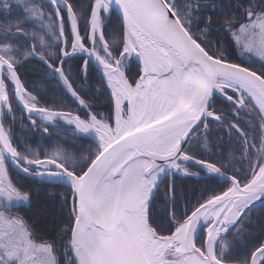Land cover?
<instances>
[{
	"label": "snow or ice",
	"instance_id": "6c2138e0",
	"mask_svg": "<svg viewBox=\"0 0 264 264\" xmlns=\"http://www.w3.org/2000/svg\"><path fill=\"white\" fill-rule=\"evenodd\" d=\"M0 12V264H264V0H0ZM70 61L82 81L98 67L108 112ZM34 62L76 110L30 88ZM18 112L35 147L19 142ZM177 175L224 187L178 215ZM45 185L65 191L42 202Z\"/></svg>",
	"mask_w": 264,
	"mask_h": 264
},
{
	"label": "trees",
	"instance_id": "16d2710c",
	"mask_svg": "<svg viewBox=\"0 0 264 264\" xmlns=\"http://www.w3.org/2000/svg\"><path fill=\"white\" fill-rule=\"evenodd\" d=\"M22 13V9L13 4V10L9 16L10 19L17 18L18 15ZM5 13L0 12V20H3L5 17ZM108 32L110 33V38L119 40L121 36L119 22L115 16L112 17L111 22L108 24ZM230 59L238 60L239 57L235 52H233ZM71 68L69 69L70 74L77 81V86L82 88L83 95L85 98L91 103L93 108L100 112H108V93L101 84V76L100 72L94 65H90L88 72L87 81H82L79 75L78 64L82 63V61H70ZM259 65L257 64V67ZM67 68L68 65H65ZM39 69V70H37ZM21 71L25 74L24 78L31 82L30 88L32 87H40V95L44 97L46 101L50 104L55 102L56 105L66 106V110H76L77 104L76 102L69 96L61 93L59 86L57 85L54 79H47L44 76V69L37 63H33L30 66H26ZM138 71V64L133 59L131 62V67L128 69L130 75H134ZM218 110H223L224 105L220 102L216 104ZM83 114V113H82ZM21 113H17L16 115V125L15 132L17 137L19 138V142L21 144L27 143L32 147H35L38 142L41 141V137L38 132L29 131L27 127V120L25 117L24 125L22 126L21 121ZM245 119H248L245 117ZM62 137L64 135L63 132L59 133ZM215 139V137H213ZM47 142V141H45ZM216 143H220V141H216ZM83 149L87 150L88 148H95L94 143L91 140L81 141ZM223 152L225 157L227 156L228 149L223 148ZM85 154L87 152L85 151ZM237 167L239 165L237 164ZM198 170V168H193V171ZM11 174L15 179H19L20 177L16 175L14 169L11 170ZM22 176V175H21ZM27 183H31L30 180L26 181ZM170 183V180L165 179L163 183L160 185L159 192L156 194L153 206H152V219L157 223L163 224L165 222V217L168 214V211L172 209L171 203H168L165 199V188ZM224 187V184L221 180L217 179L216 181H209L202 178L197 177H182L177 175L175 177V193L177 197L176 203V212L177 214H182L186 207L195 204L198 199L206 198L208 195H211L213 192H219ZM65 191L62 187H57L55 185H45L42 188L41 195L39 199L43 201H50L55 197V194ZM52 194L48 196L46 194ZM167 205V211H166ZM259 209L256 212H253L252 215H258ZM41 226H43V222L41 221ZM50 229V225H48Z\"/></svg>",
	"mask_w": 264,
	"mask_h": 264
},
{
	"label": "water",
	"instance_id": "95a60500",
	"mask_svg": "<svg viewBox=\"0 0 264 264\" xmlns=\"http://www.w3.org/2000/svg\"><path fill=\"white\" fill-rule=\"evenodd\" d=\"M97 67V66H96ZM98 68V67H97ZM20 175H22V174H20Z\"/></svg>",
	"mask_w": 264,
	"mask_h": 264
}]
</instances>
